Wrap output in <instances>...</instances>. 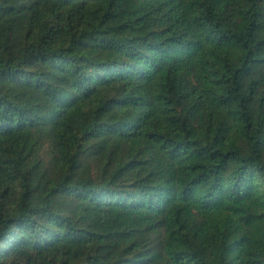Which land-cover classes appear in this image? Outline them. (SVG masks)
<instances>
[{
  "label": "trees",
  "instance_id": "obj_1",
  "mask_svg": "<svg viewBox=\"0 0 264 264\" xmlns=\"http://www.w3.org/2000/svg\"><path fill=\"white\" fill-rule=\"evenodd\" d=\"M0 264H264V0H0Z\"/></svg>",
  "mask_w": 264,
  "mask_h": 264
}]
</instances>
